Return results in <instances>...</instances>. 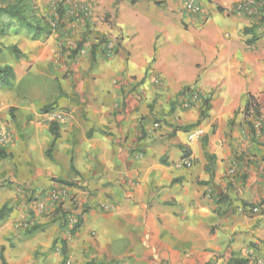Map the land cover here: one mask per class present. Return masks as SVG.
Returning a JSON list of instances; mask_svg holds the SVG:
<instances>
[{
  "label": "crops",
  "instance_id": "1",
  "mask_svg": "<svg viewBox=\"0 0 264 264\" xmlns=\"http://www.w3.org/2000/svg\"><path fill=\"white\" fill-rule=\"evenodd\" d=\"M53 1L46 0L48 18ZM99 1L114 16L109 21L67 22L41 40L25 30L8 41L0 36L22 52L0 53V65L17 76L13 88L0 86V126L9 138L0 147L11 154L0 159L10 185L0 187V208L13 207L0 221L7 264H62V240L66 264H228L232 256L264 264V123L254 133L243 114L249 92L264 120V33L239 13L215 10L203 22L174 17L155 0ZM204 1L223 9L239 2ZM103 38L118 42L111 57ZM42 66L46 100L35 104L18 76ZM152 69L161 85L153 84ZM187 86L209 98L205 116L203 98L181 105ZM60 180L79 184L67 186L73 211L86 208L74 235L49 210L32 219L33 203L20 192L24 184L44 189ZM21 219L46 228L29 233L28 224L24 235Z\"/></svg>",
  "mask_w": 264,
  "mask_h": 264
},
{
  "label": "trees",
  "instance_id": "2",
  "mask_svg": "<svg viewBox=\"0 0 264 264\" xmlns=\"http://www.w3.org/2000/svg\"><path fill=\"white\" fill-rule=\"evenodd\" d=\"M223 10V8H220ZM63 5L60 3L57 8V16L53 18H48L46 15L40 14L38 6L36 4V0H0V36L8 35L10 32L19 33L21 29H24L33 40H41L46 39V37L52 35L58 28L63 27L65 23L62 21L63 17ZM57 17L58 26L55 27L53 25L54 19ZM245 31L254 32L253 28L245 29ZM108 38H103L102 43H104ZM257 39V34L253 33L250 43L255 42ZM12 50L13 53L19 58L22 56V52L18 46H5L0 42V53L4 50ZM16 73L12 66L10 65H0V86L4 89H11L15 86L16 83ZM190 86L185 87L184 89H188ZM203 109L201 111V116L206 115V110L209 107V98L205 97L203 99ZM51 106H44L42 108L43 112H46ZM262 106L258 102L257 98L251 94L247 93V101L243 109V114L246 122L250 126L252 132L255 133L256 129L254 128L253 119L262 115ZM233 123V120H230V125ZM51 131L55 136V139L58 137V132L56 130L55 122L51 123ZM204 147L206 146V142L203 143ZM53 148V144L50 145L48 150H46V155L51 157V151ZM11 154L7 153L5 148L0 147V159L9 158ZM186 156H190V153L185 154ZM209 169V167L207 168ZM60 183L67 186H78L79 184L75 182L60 180ZM248 205V204H247ZM250 206V205H249ZM253 205H251L252 207ZM58 213L61 212V207L58 208ZM13 212V207L8 204H4L0 208V221L5 220L10 216ZM67 211H62L60 214V219L65 220ZM83 224V218H79L78 222L70 228V233L74 235L79 228ZM43 224H34L31 226L29 233H33L38 231ZM62 264H66L68 260L67 254V242L62 240ZM0 258L2 260V264H7L5 257L3 255V248L0 250ZM84 264H99L97 260H91ZM228 264H251L250 259L248 258H239L236 256H232L229 260Z\"/></svg>",
  "mask_w": 264,
  "mask_h": 264
},
{
  "label": "built area",
  "instance_id": "3",
  "mask_svg": "<svg viewBox=\"0 0 264 264\" xmlns=\"http://www.w3.org/2000/svg\"><path fill=\"white\" fill-rule=\"evenodd\" d=\"M176 5L180 8L181 12L193 21H206L207 15L205 14V8L203 2L200 0H175ZM63 5V23H82L90 24L95 15V6L92 1L89 0H60L52 5V10L54 16H57V8L59 4ZM235 11L240 13H245L248 15H261L264 19V3L261 0H239ZM53 18V17H52ZM53 25L58 26L57 17L54 19ZM104 54L108 57L113 56L118 47V42L116 39H107L102 43ZM150 78L155 85H161L163 83L162 75L157 70H150ZM135 80L129 82V84L134 83ZM202 93L195 87H190L183 91L181 105L184 108H191L197 102L201 101ZM55 120H61L64 117L62 113L54 114ZM254 128L258 131L262 130L264 120L262 115L257 117L254 121ZM8 139L7 132L5 130H0V146L5 144ZM185 164L191 166V161L186 160ZM71 191L64 184L53 183L51 187L47 190L46 195L41 196L35 203L39 211L49 210L54 211L61 207L66 201H72ZM250 210L253 213L259 211L257 206H250ZM84 212H75L73 210L66 213L65 220L63 224L68 229L72 228L75 223L78 222L79 218H84Z\"/></svg>",
  "mask_w": 264,
  "mask_h": 264
},
{
  "label": "rangeland",
  "instance_id": "4",
  "mask_svg": "<svg viewBox=\"0 0 264 264\" xmlns=\"http://www.w3.org/2000/svg\"><path fill=\"white\" fill-rule=\"evenodd\" d=\"M60 0H54L52 2V5L53 3L55 2H59ZM89 1H92L93 5L95 6V15H94V18L96 20L97 19H100V21H109V19H111L112 17H114L112 14H110L109 12H106L104 10V8H102L101 6V3L99 0H89ZM203 2V5H204V8H205V14L207 15V18L209 17V20L208 21H211L212 20V11H215V10H220V8H218L217 6L216 7H213L212 4L208 1V2H205L204 0H200ZM262 1V0H261ZM118 0L115 1V3H117ZM156 3H158V5L160 6H165L166 8H170L172 10V12H175V13H178V14H174L173 16L174 17H179V18H182V20L185 18L184 14L181 12L180 8L176 5V2L175 0H155ZM36 4L38 6V9H39V13L40 14H43V15H46V0H36ZM127 5L126 4H122L121 5V8L122 9H125ZM234 7V6H233ZM226 8V9H223L221 11L223 12H227L228 14H234V13H239V14H242L243 17H245L246 19L250 20V22L254 21L255 24H257L258 26V30H259V34H262L264 33V19L263 17L261 18V15L259 14H255V15H248V14H245V13H240L238 11H235V8ZM131 8H134L135 10H137L139 12L140 8L139 7H134V6H131ZM133 11V10H132ZM145 14L144 12L142 13V15ZM181 16V17H180ZM215 18V17H214ZM216 19V18H215ZM223 18L219 17L218 18V22L219 21H222ZM184 23V22H182ZM185 24V23H184ZM21 30H24V29H21ZM20 30V31H21ZM13 32H10L8 35L11 36V37H7L8 35H5L4 36V39L5 40H10V38L12 39L13 38ZM16 34V33H15ZM18 46V45H16ZM8 52L12 51L11 49L10 50H7ZM182 58V60H186V61H189L190 58L188 55L184 54V55H181L180 56ZM45 71V69L42 67H39L38 70H35L34 68L31 69L27 75L23 76L21 73L19 74L18 76V83H20L21 85V90H23L27 96L33 100V102L35 104H40V103H43L45 100H46V90L44 88V85H45V75L43 74V72ZM203 98V96H202ZM204 99V98H203ZM202 100V99H201ZM204 101V100H203ZM203 107V106H202ZM235 123V122H233ZM3 127L0 126V130H3L2 129ZM6 131V130H5ZM8 135V134H7ZM44 140V139H43ZM9 143V138L7 139V141L5 142V144L8 145ZM14 171L15 168H13ZM6 171V170H5ZM11 172L13 171L12 169L10 170ZM6 173L7 172H3L2 176H0V179H1V182H0V187H6V188H9V184H8V179H6ZM55 183H59V182H55ZM37 184L40 185V183H31V184H24V186L22 187V190L20 191L21 194L24 196V198H27L29 202L33 203V210H34V218L32 219H37L38 216L40 215H46V210L44 211H39L38 208L36 207V201L41 197V196H45L46 195V192L47 190L51 187V184L48 188H46V184H45V188L42 189V184L41 186H37ZM79 186V185H78ZM74 187V186H72ZM74 198L75 196H73L72 198V203H71V206H72V210L75 209L77 207V201H74ZM65 204V203H64ZM63 204V205H64ZM62 205V206H63ZM61 206V212L58 213V209L54 210V211H51L49 212L50 215H59L62 213L63 211V207ZM86 209V208H85ZM83 210L86 211V210ZM68 212V211H67ZM66 212V213H67ZM66 217V216H65ZM8 218H6L5 220L3 221H6ZM35 221V220H34ZM19 223H21L19 225V227H21L22 229H26L31 225V221H28V224L30 226H27L28 224L27 221L25 219H21L20 221H18ZM62 226H64L63 224V220H62ZM40 224V223H39ZM45 225L46 224H43V226L38 230V232L40 233L41 231H44L45 230ZM65 227V226H64ZM67 228V227H65ZM27 230H25V232H23L22 234L24 235H27ZM70 229L67 228V231L70 233L69 231ZM37 232V231H36ZM29 234V233H28ZM11 240V238H10ZM40 253L36 252L35 253V258H38L40 257ZM68 261V260H67ZM0 263H1V260H0ZM68 263V262H67ZM99 264H112L111 262H107V261H104L103 259H100L99 260Z\"/></svg>",
  "mask_w": 264,
  "mask_h": 264
}]
</instances>
